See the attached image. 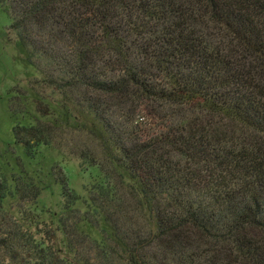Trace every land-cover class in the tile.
<instances>
[{
  "label": "trees",
  "instance_id": "trees-1",
  "mask_svg": "<svg viewBox=\"0 0 264 264\" xmlns=\"http://www.w3.org/2000/svg\"><path fill=\"white\" fill-rule=\"evenodd\" d=\"M0 7L39 73L15 144L88 176L51 166L47 225L50 186L0 176V264H264V0Z\"/></svg>",
  "mask_w": 264,
  "mask_h": 264
},
{
  "label": "rangeland",
  "instance_id": "rangeland-1",
  "mask_svg": "<svg viewBox=\"0 0 264 264\" xmlns=\"http://www.w3.org/2000/svg\"><path fill=\"white\" fill-rule=\"evenodd\" d=\"M10 24L9 15L0 7V176L12 179L24 171L27 173L25 179H33L40 187L50 186V189L42 191L37 208L33 205L31 211L39 214L41 219L38 218V221L47 225L51 223L52 213L58 212L61 207L59 188L54 185L49 173L51 166L59 165L68 175L69 188L82 196L88 176L80 171L77 159L63 156L54 148H43L42 157L30 159L23 147L15 144L14 126L35 119L34 106L39 91L33 85L39 73L26 62L25 51L10 30ZM12 96L13 102L10 99ZM10 106L16 113L10 111ZM42 224L38 225L40 231L46 227Z\"/></svg>",
  "mask_w": 264,
  "mask_h": 264
}]
</instances>
